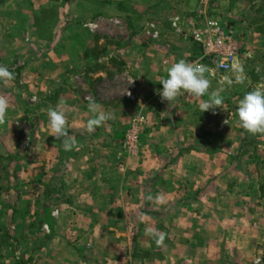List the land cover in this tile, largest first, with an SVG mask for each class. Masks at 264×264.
I'll use <instances>...</instances> for the list:
<instances>
[{
  "label": "crops",
  "instance_id": "obj_1",
  "mask_svg": "<svg viewBox=\"0 0 264 264\" xmlns=\"http://www.w3.org/2000/svg\"><path fill=\"white\" fill-rule=\"evenodd\" d=\"M213 1L1 0L0 65L15 79L0 82L9 101L0 124V174L8 172L0 226L9 243L0 264H255L264 243V134L239 126L238 96L222 93L220 107L201 113L207 95L171 103L159 95V80L180 59L209 68V93L220 87L225 73L192 38ZM234 21L241 42L250 27ZM106 38L117 47L105 50ZM261 85L255 77L250 91ZM89 98L114 114L92 133ZM49 108L65 111L71 151L51 135ZM136 119L132 156L122 142ZM149 228L165 234L163 245ZM231 246L246 254L228 258Z\"/></svg>",
  "mask_w": 264,
  "mask_h": 264
},
{
  "label": "clouds",
  "instance_id": "obj_2",
  "mask_svg": "<svg viewBox=\"0 0 264 264\" xmlns=\"http://www.w3.org/2000/svg\"><path fill=\"white\" fill-rule=\"evenodd\" d=\"M209 72V68L199 62L188 63L183 59L178 60L167 68L166 76L159 80L162 85V90L159 91L161 99L171 103L177 101L182 94L197 98H203L207 95L208 98L202 100L198 106L199 111L203 113L220 107L224 103L222 93L226 91V88H230L233 84H241L246 78L243 67L233 63L231 75H224L218 81L220 87L209 93L210 79L205 75ZM14 79L15 73L10 71L8 67L0 65V82L13 81ZM8 108V99L0 96V124L5 123ZM87 108L91 113V118L87 120L85 125L88 133L94 132L97 127H101L107 121L114 119V114L102 110L101 104L94 98L88 99ZM235 115L237 123L247 133L251 135L264 134V85L258 86L242 96L238 102ZM47 117L51 135L57 140L63 141L65 151H71L77 142L68 134L69 129L65 111L58 108H49ZM146 199L153 200L154 197L149 194ZM155 199L158 200L159 197ZM146 231L155 238L154 242L157 246L163 245L164 233L154 228H149ZM255 264H261L259 257L256 259Z\"/></svg>",
  "mask_w": 264,
  "mask_h": 264
},
{
  "label": "rangeland",
  "instance_id": "obj_3",
  "mask_svg": "<svg viewBox=\"0 0 264 264\" xmlns=\"http://www.w3.org/2000/svg\"><path fill=\"white\" fill-rule=\"evenodd\" d=\"M204 15L201 16L197 21V29L194 31H203L202 29L205 28L206 24L208 22L215 21L218 23L219 26L225 31L232 30L235 32L238 31V28H235V19L238 20L240 18H246L249 28L250 34L242 40L241 42L237 40L236 46H237V54L235 58V62H237L239 59L241 60V50L242 53L246 54L244 56V59L242 61L244 62V65L246 66V70L244 71L245 74V80L241 84H233L230 88H226V91L224 92L225 97L231 98L234 96H238L242 98V96L250 91V87L252 84V81L258 79V77L264 78V70H262L260 73H257V75L254 72H251V67H254L256 64H264V56L262 57V53L260 51V47L264 44L262 42L261 36L262 32L264 31V0H225L222 3V0L213 1L211 2L207 7L204 9ZM256 30V34L254 35L252 33V30ZM258 30V31H257ZM240 32H243L242 29H239ZM238 31L237 35L240 34ZM239 37V35H238ZM104 45H102L105 50L107 47H117L118 42L115 39H105L103 40ZM241 48V49H240ZM102 47H98V53L101 52ZM104 50V49H103ZM96 55L95 53L93 56ZM225 75H231V71L225 73ZM221 78L217 79V83ZM219 84V83H218ZM212 112L214 109H211ZM219 114H223L222 111H220ZM124 141V140H123ZM122 147L123 142H122ZM139 147V146H138ZM126 150V149H125ZM128 151V150H126ZM132 152V151H131ZM135 154V152L132 154V156ZM131 155V154H130ZM8 172H3L0 174V178H7ZM261 192V191H260ZM264 192V191H263ZM9 243V238L6 235V229L4 226H0V246L7 245ZM20 243V242H18ZM17 243V244H18ZM155 249L152 248L151 251H145V252H139L137 248L132 249L131 254L132 255H142V256H148L150 255V252H152ZM238 247L231 246L228 249V258L234 259V257L241 256V251L243 254L245 253V249ZM256 258L261 259V263L264 264V243L258 247L257 253L255 254ZM20 264H26L24 262H21ZM232 264H238L237 262H233Z\"/></svg>",
  "mask_w": 264,
  "mask_h": 264
},
{
  "label": "built area",
  "instance_id": "obj_4",
  "mask_svg": "<svg viewBox=\"0 0 264 264\" xmlns=\"http://www.w3.org/2000/svg\"><path fill=\"white\" fill-rule=\"evenodd\" d=\"M203 31L193 33V41L203 51V58H211L222 73L231 71L237 54L234 31H225L217 22H208ZM142 119H136L125 133L123 146L126 150L134 152L139 142Z\"/></svg>",
  "mask_w": 264,
  "mask_h": 264
},
{
  "label": "trees",
  "instance_id": "obj_5",
  "mask_svg": "<svg viewBox=\"0 0 264 264\" xmlns=\"http://www.w3.org/2000/svg\"><path fill=\"white\" fill-rule=\"evenodd\" d=\"M0 3H1V0H0ZM260 191H261V193H262V197H264V187L262 186L261 188H260Z\"/></svg>",
  "mask_w": 264,
  "mask_h": 264
}]
</instances>
